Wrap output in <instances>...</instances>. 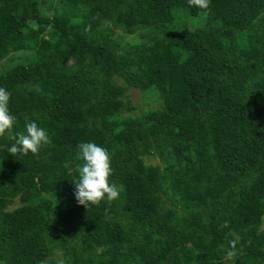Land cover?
<instances>
[{"label":"trees","instance_id":"trees-1","mask_svg":"<svg viewBox=\"0 0 264 264\" xmlns=\"http://www.w3.org/2000/svg\"><path fill=\"white\" fill-rule=\"evenodd\" d=\"M0 87L50 137H0V264H264V0H0ZM87 141L122 191L86 208Z\"/></svg>","mask_w":264,"mask_h":264},{"label":"clouds","instance_id":"clouds-1","mask_svg":"<svg viewBox=\"0 0 264 264\" xmlns=\"http://www.w3.org/2000/svg\"><path fill=\"white\" fill-rule=\"evenodd\" d=\"M192 7L207 10L211 0H188ZM11 93L0 87V137L11 136L14 142L8 147V153L15 155H35L50 143L47 130L35 121L26 122L23 132H15L16 116L10 111L9 102ZM76 158L82 161L78 165V180L75 185L74 198L78 204L85 206L97 205L102 201L117 199L122 186L111 181L114 169L112 168L111 154L95 142H80L76 145ZM232 255L231 252L228 253Z\"/></svg>","mask_w":264,"mask_h":264},{"label":"rangeland","instance_id":"rangeland-1","mask_svg":"<svg viewBox=\"0 0 264 264\" xmlns=\"http://www.w3.org/2000/svg\"><path fill=\"white\" fill-rule=\"evenodd\" d=\"M142 36H144V35L143 34H140V33H136L134 35H126V36H124V39H126L128 41H134L135 42V41L140 40L142 38ZM19 54L20 53H18V55ZM9 60H10V58L7 59V62ZM128 94H129L128 96L131 99V101H132L133 104L139 105L141 103V95H140V93H139L138 90H129L128 91ZM150 162L156 163V162H158V160L155 159V158H153V159H151Z\"/></svg>","mask_w":264,"mask_h":264}]
</instances>
